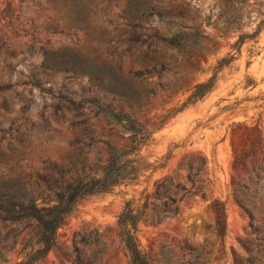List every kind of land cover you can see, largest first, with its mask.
Listing matches in <instances>:
<instances>
[{
    "label": "rangeland",
    "instance_id": "1",
    "mask_svg": "<svg viewBox=\"0 0 264 264\" xmlns=\"http://www.w3.org/2000/svg\"><path fill=\"white\" fill-rule=\"evenodd\" d=\"M141 1L155 8L130 12L127 0H0V188H63L73 179L99 174L108 146L124 144L123 135L102 116L89 109L69 110L62 95L76 101L97 97L152 132L140 155L156 167L145 171L135 185L79 199L57 229L55 246L35 264H127L117 236V216L124 203L133 200V206L140 205L160 178L179 170L180 179L188 164L196 166L201 160L211 182V199L185 196L178 215L158 223L143 218L136 233L141 247L153 264H187L190 255V262L197 264H264V162L252 128L257 125L264 140V27L218 71L216 87L207 96L177 111L189 94L186 89L211 75L215 60L229 52V44L239 34L255 30L262 18L257 10L264 3L248 0L230 17L224 0ZM181 17L185 25L199 26L218 43L216 55L194 56L196 72L179 52L154 43L156 31L168 35ZM153 49L165 56L170 69L146 77L145 64ZM73 57L106 69L107 82L86 65L78 66ZM119 68L121 81L130 83L144 104L139 109L104 87L110 86ZM137 70L144 73L131 79ZM32 73L38 85L29 83ZM254 166L257 173L251 172ZM234 188L254 216L257 236L250 233ZM211 203L224 204L226 220V234L212 256ZM33 227L31 221L0 222V264L22 258L21 242Z\"/></svg>",
    "mask_w": 264,
    "mask_h": 264
},
{
    "label": "trees",
    "instance_id": "2",
    "mask_svg": "<svg viewBox=\"0 0 264 264\" xmlns=\"http://www.w3.org/2000/svg\"><path fill=\"white\" fill-rule=\"evenodd\" d=\"M223 3L231 17L240 13L242 7L249 2L248 0H224ZM253 3H258L261 6L264 0H253ZM221 6L220 2L219 7ZM154 8L153 4L141 0H127L126 3V9L130 12ZM257 14L262 18L255 30L252 33L239 34L235 42L229 44V52L215 60L211 75L203 81L195 82L186 89L189 94L177 111L207 96L216 87L218 71L236 59L240 53L241 44L246 39H254L259 35L264 27V8L258 9ZM225 22H229V20H225ZM154 39V43L161 45L163 49H174L187 58L188 68L192 72L197 71L196 62L193 60L194 56L216 55L218 52L216 37L206 33L197 25H185L183 17L179 18L174 30L168 35H159L156 31ZM155 52L156 50L153 49V56L145 64V71L148 74L146 77H150L154 72L159 73L160 70L168 71L170 69L165 56L156 55ZM72 61L80 67L86 65L94 76H98L103 82H107L103 77L107 72L106 69L97 66L89 59L81 60L78 57H73ZM50 63V61L46 62V65ZM157 66H159L158 70ZM148 67L150 68L148 69ZM118 72H121L120 68L117 70L116 77L114 79L112 77L110 82L108 81L110 86L104 87L110 89L109 92L121 102L128 105L135 104L139 109L144 105L140 101L139 94L130 83L124 84L121 81ZM181 72L183 73L184 70ZM143 73V70H137L131 73L130 78H138V75ZM28 81L31 84H39V78L34 73L31 74ZM2 87L0 86V88ZM180 89V86H177V90ZM60 98L69 110L82 113L85 109H89L93 110L94 115L102 116L110 128L123 135L124 144L121 147L108 146V159L99 174L73 179L67 182L63 188L32 190L22 184L0 188V222L19 224L30 223L31 221L34 224L33 229L27 233V237L21 242L20 254L22 258L15 264H35L46 256L56 244L57 229L65 223L67 216L72 212L79 199L89 195L105 194L119 186L135 185L145 171L156 167L154 162H150L140 155L141 148L150 142L152 132L129 113L122 109H116L97 97L83 98L79 101L68 95H62ZM252 128L256 131L261 161L264 162V140L258 126L255 125ZM234 161H239L237 154L234 156ZM204 164V160H201L196 166L191 163L188 164L185 175L180 179L178 178L179 170L166 174L154 183L153 191L145 194L140 205L133 206V200L124 203L117 216V236L126 252L127 264H153L154 262L150 254L141 247L136 235L137 224L143 218L149 219L151 223H158L165 218L178 215L180 202L185 196H198L204 201L211 199L209 194L211 182L203 170ZM162 165L160 164V166ZM182 166L183 163L179 162L178 168ZM256 168L257 166H254L251 172H256ZM237 191L234 188L235 201L248 217L250 233L257 236L258 228L254 223V216L239 198ZM177 193H180L179 198L176 197ZM211 207L215 213V222L210 225L212 242L209 253L212 256L217 250L218 240H223L226 234V220L224 204L220 206L211 203ZM242 243L248 247L250 245L247 241ZM191 256H189L187 264H197V262H190ZM249 260H253V258H249Z\"/></svg>",
    "mask_w": 264,
    "mask_h": 264
}]
</instances>
